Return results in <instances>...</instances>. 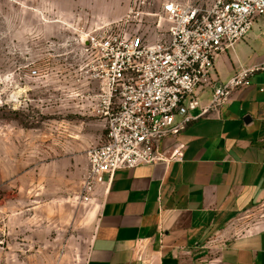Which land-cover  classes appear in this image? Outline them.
I'll return each mask as SVG.
<instances>
[{"label":"rangeland","instance_id":"1","mask_svg":"<svg viewBox=\"0 0 264 264\" xmlns=\"http://www.w3.org/2000/svg\"><path fill=\"white\" fill-rule=\"evenodd\" d=\"M149 1L0 0V264H86L102 200L84 192L87 152L107 125L84 43L99 29L163 39L167 0Z\"/></svg>","mask_w":264,"mask_h":264},{"label":"crops","instance_id":"2","mask_svg":"<svg viewBox=\"0 0 264 264\" xmlns=\"http://www.w3.org/2000/svg\"><path fill=\"white\" fill-rule=\"evenodd\" d=\"M262 63L264 16L217 57L213 78L226 83ZM177 145L180 162L105 176L86 264H264V220L246 221L264 213V72L159 151L170 156Z\"/></svg>","mask_w":264,"mask_h":264},{"label":"built area","instance_id":"3","mask_svg":"<svg viewBox=\"0 0 264 264\" xmlns=\"http://www.w3.org/2000/svg\"><path fill=\"white\" fill-rule=\"evenodd\" d=\"M140 3L150 5L149 0ZM159 16L167 30L155 43L103 29L88 34L84 43L101 84V114L107 125L105 142L87 152V195L119 170L182 161L184 145L166 156L159 151L161 141L218 113L236 91L250 87L252 78L264 72L262 63L240 70L226 83L213 78L217 57L244 41L255 20L264 16V0H212L206 7L167 0ZM206 91L211 95L203 106Z\"/></svg>","mask_w":264,"mask_h":264}]
</instances>
